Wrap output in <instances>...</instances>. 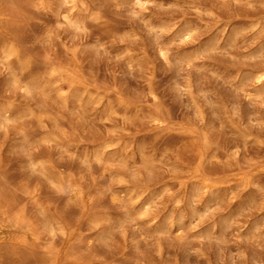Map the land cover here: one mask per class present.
<instances>
[{
    "label": "clouds",
    "instance_id": "obj_1",
    "mask_svg": "<svg viewBox=\"0 0 264 264\" xmlns=\"http://www.w3.org/2000/svg\"><path fill=\"white\" fill-rule=\"evenodd\" d=\"M0 264H264V0H0Z\"/></svg>",
    "mask_w": 264,
    "mask_h": 264
}]
</instances>
